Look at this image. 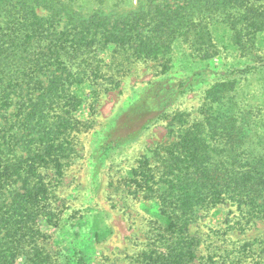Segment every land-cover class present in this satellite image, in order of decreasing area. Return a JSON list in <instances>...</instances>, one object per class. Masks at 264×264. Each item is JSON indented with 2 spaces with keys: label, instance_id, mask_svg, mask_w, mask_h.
<instances>
[{
  "label": "trees",
  "instance_id": "16d2710c",
  "mask_svg": "<svg viewBox=\"0 0 264 264\" xmlns=\"http://www.w3.org/2000/svg\"><path fill=\"white\" fill-rule=\"evenodd\" d=\"M120 1L0 0V264H59L39 242L47 171L61 176L71 158L85 124L74 113L137 62L157 63L164 76L115 113L101 148L169 119L172 141L154 149L153 166L144 161L129 175L134 193L157 204L158 227L138 264H193L200 239L189 226L213 206L245 225L264 222V0H137L128 11ZM78 2L112 8L83 15ZM177 64L188 71L178 79ZM196 88L197 115L176 110ZM215 258L210 264H264V238ZM73 259L82 261L78 250Z\"/></svg>",
  "mask_w": 264,
  "mask_h": 264
},
{
  "label": "rangeland",
  "instance_id": "374dc122",
  "mask_svg": "<svg viewBox=\"0 0 264 264\" xmlns=\"http://www.w3.org/2000/svg\"><path fill=\"white\" fill-rule=\"evenodd\" d=\"M80 5L81 2L73 3L83 15L98 8L104 11L112 8V5L89 8ZM136 5L137 0H121L116 8L128 11ZM218 60L220 56L213 58V66ZM196 67L197 64H190L187 69ZM127 69L116 89L101 95L91 105L92 101H88L74 113L85 124H80L74 132L71 158L61 176L47 171L52 184L48 200L50 214L40 222V232L46 237L39 242L59 264H138L141 252L157 230L154 216L157 204L134 193L135 183L129 175L132 168L144 161L153 166L157 159L154 149L172 141L166 127L169 119L159 121L119 148H101L115 113L125 110L147 83L164 76L157 63L137 62ZM186 72L177 64L172 75L178 79ZM180 98L175 109L196 116L203 92L196 88ZM189 229L200 239L198 258L193 264H210L220 252L264 238L263 221L245 225L222 205L200 212ZM75 250L80 252L82 261L73 259ZM248 258L243 262H248ZM22 262V258L17 259V264Z\"/></svg>",
  "mask_w": 264,
  "mask_h": 264
}]
</instances>
